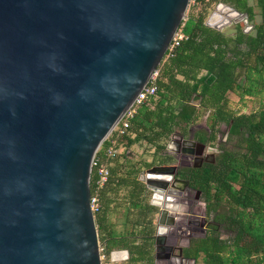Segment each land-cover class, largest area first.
Segmentation results:
<instances>
[{
	"label": "water",
	"instance_id": "95a60500",
	"mask_svg": "<svg viewBox=\"0 0 264 264\" xmlns=\"http://www.w3.org/2000/svg\"><path fill=\"white\" fill-rule=\"evenodd\" d=\"M189 1L0 0V264H102L92 159L162 62ZM238 21L248 23L218 2L205 24ZM175 219L160 206L159 227ZM117 252L112 261L127 257Z\"/></svg>",
	"mask_w": 264,
	"mask_h": 264
},
{
	"label": "trees",
	"instance_id": "16d2710c",
	"mask_svg": "<svg viewBox=\"0 0 264 264\" xmlns=\"http://www.w3.org/2000/svg\"><path fill=\"white\" fill-rule=\"evenodd\" d=\"M214 2L245 14L250 29H243V21L234 23L233 33L206 25L208 8ZM195 4L201 6L198 12H189L182 20L187 37L174 55L157 67L154 96L129 119L125 134L112 132L97 152L105 159L106 148L115 140L118 152L108 159L109 176L98 192L100 207L94 214L98 238L107 255L114 249H126L130 264L152 260L151 223L157 210L145 199V184L138 174L154 161L170 163L173 158L166 153L165 141L177 128L186 135L203 109L208 111L210 122L206 129L196 130L193 138L203 144L213 143L217 125L224 123L228 140H234L235 145H219L213 161L178 170L189 186L200 192L206 213H213L205 235L192 239L184 254L195 260L201 255V264H264V0H195ZM229 92L240 98H262L256 110L239 113L228 106ZM139 141L154 148L152 162L141 165L119 151ZM95 179L93 167L92 194ZM121 188L128 189L121 198L127 202L122 225L129 222L130 210L137 211L130 231L116 230L109 217L117 207L111 204ZM136 225L141 227L135 229ZM220 228L232 230L233 235L221 237Z\"/></svg>",
	"mask_w": 264,
	"mask_h": 264
},
{
	"label": "rangeland",
	"instance_id": "374dc122",
	"mask_svg": "<svg viewBox=\"0 0 264 264\" xmlns=\"http://www.w3.org/2000/svg\"><path fill=\"white\" fill-rule=\"evenodd\" d=\"M217 3L218 2H214V3L210 4V6L208 8V13L205 17V21H206L208 15L211 13V11L215 8ZM200 7H201L200 5H197V4H195V2L190 0L188 7L186 9L185 17L187 16V14L189 12H193L196 14L198 12V10L200 9ZM243 24H244V22H243ZM250 27L245 29V26L243 25V29H245V31L249 30ZM223 28L225 31L233 33L234 32V29H233L234 23L229 24L227 26H224ZM261 98H262V96H259V97L258 96L257 97L244 96V97L240 98V97H238V95L236 93L229 92V94H228V106L234 112H239V113L240 112H246L247 113L250 111H254L258 108L259 101ZM208 115H209L208 111L203 110V109L200 110L199 111V117H198L197 121L188 127L187 134L185 135L184 138L194 140L190 134H192L194 131L199 130V129H206L207 124L210 122ZM216 128H217L216 139L214 140L213 143L205 144L206 146H204L203 148L196 147V149L198 148V151L199 150L202 151L201 154H205V152H207V153L212 152L214 154H217V150L219 148V145H223L224 147H229V148H231L235 145L234 140H232V141L228 140V134H227L228 128L224 123L218 124ZM174 133H175L174 136H176V138H177L176 140H179V145H183L182 142L180 141V137H182V135L180 136V134H182L180 128H177V130ZM165 142H166V150L169 151L167 154L172 156V158H173V160L170 163L177 165L178 161L180 162V160L182 159V157L184 156L185 153L181 152L180 148H178L177 152L172 150L171 148H169L168 145L170 143V139H168ZM173 145H174V143H172V146ZM209 147H211V148H209ZM119 151L124 152L127 156V159L137 161L141 165H143L144 162H152L154 160V158L156 157L154 148L144 141L135 142V143L131 144V146L121 147ZM171 154H173L174 156ZM121 160H123V158H121ZM154 164L155 165L159 164V161H154L151 165H154ZM150 167H152V166H149V167L145 166L139 172L138 177L141 181H142V175L144 174V171H146L147 168H150ZM144 184H145V182H144ZM127 190H128L127 188L119 189V191L117 192V200L113 201L111 204V206H114L115 204L117 205V207L113 208V213H111L109 216L110 219L115 223L116 230L130 231L131 228H133L132 222L137 219V217H136L137 211L132 209V210H130V212L128 214L129 222L125 226L122 225L123 220L125 218L124 210H125V206L127 205V202L125 201V199H121V198H123V196H125V194L128 192ZM153 195H154V191L150 190L147 187V184H145V199L148 202H150L152 205H154L155 209L157 210V212L153 213V220H152L153 222L151 223V226L154 227V234H155V232L158 230V227H159L156 220H157L158 213L160 211V206L155 204V203H152ZM169 195L171 197H173L175 199V201L180 206L183 207L182 210H180L178 213H176L177 219H176L174 227L176 229H181V227H187L186 231L187 230L192 231V232L195 231V233L198 236L199 235L204 236L206 231L208 230L207 229L208 225H210L213 222L212 221L213 213H210V214L206 213L205 205H204L205 203L201 198L200 192L197 193L196 190H194L193 192L190 193L189 197L186 196L184 192H182L179 195L180 197H177V199L173 195H171V194H169ZM195 196H197L198 200L196 199V202H193V199L195 198ZM220 209H222V207ZM194 222H196V224H193ZM146 225H148V224H146ZM139 227H141V225H136L134 228L138 229ZM172 230H174V228H172ZM172 230H171L170 234H173ZM219 232H220V236L223 238H226L229 236L231 237L233 235L232 230H225V228H220ZM188 239L189 238L187 237L186 240H188ZM98 240H99V238H98ZM99 243L102 244L100 241H99ZM106 259L109 262L108 257ZM201 262H202V258L200 255L198 257V259L194 262V264H201ZM106 264H112V263H106Z\"/></svg>",
	"mask_w": 264,
	"mask_h": 264
},
{
	"label": "flooded vegetation",
	"instance_id": "af4514ba",
	"mask_svg": "<svg viewBox=\"0 0 264 264\" xmlns=\"http://www.w3.org/2000/svg\"><path fill=\"white\" fill-rule=\"evenodd\" d=\"M193 133L190 134L192 137H193ZM181 135L183 138L185 137V134H180V136ZM176 139L177 138L175 136L174 141H173L174 145L172 146L173 150L177 152L178 148H180V151L185 153L182 159L180 160V162L178 161L176 168L174 169V168L169 167V166L175 165L172 163H169V164L159 163L156 165L155 164L150 165L152 166L150 167L152 168V170L148 171L150 168H147V170L144 171V174L142 175V180L145 182V184H147V187L150 190H152L150 187L157 188V189L165 188L167 191L170 189L174 190L173 196L176 197L177 199V197H180L179 195L182 192H184L185 195L189 197L190 193L195 190L189 186L188 180L186 178H183L178 174V170L181 167H186V166L197 167V166L202 165L204 162L213 161L216 154L212 152H209V153L205 152V154H201L202 151L199 150L200 151L199 152L198 148L196 149V147H199V146L191 147V146H186V145L185 146L179 145V140H176ZM180 141H182L181 137H180ZM194 141L198 142L195 139ZM219 151L220 149L218 148L217 153ZM168 152L169 151H166V153ZM185 181H187V183ZM172 184L174 185V187H172ZM196 192L199 193L198 190H196ZM165 198L166 196L164 195V198H161V199L163 200ZM170 198L174 203L178 205V212L183 209V207L180 206L175 201V199L173 200L172 197ZM194 199H193V202H196L197 196H195ZM155 200L158 201L159 199L156 198ZM176 219H175V222H176ZM193 224H196V222H194ZM174 225L172 227L170 226L168 228H165L161 232L162 237L160 241L155 243V240H154L152 260L145 264H194L196 260L192 256L184 254V250L188 248V246H190L192 239H196L202 236L200 235L198 236L195 233V231L194 232L189 231V230L186 231L187 227H181V229H176ZM172 228H174V230H172ZM171 230L173 234H170ZM187 237L189 238L188 240H186ZM117 250H126V249H117ZM109 262L112 264H122V263L130 264L128 260V254H127V257L124 259H121V260L118 259L115 261H111L109 259Z\"/></svg>",
	"mask_w": 264,
	"mask_h": 264
},
{
	"label": "built area",
	"instance_id": "2783aa9c",
	"mask_svg": "<svg viewBox=\"0 0 264 264\" xmlns=\"http://www.w3.org/2000/svg\"><path fill=\"white\" fill-rule=\"evenodd\" d=\"M191 1L195 2V0H191ZM182 26H183V22L181 21L179 27L177 28V30L173 34L171 41L167 46L165 55H164L162 60L172 57L175 53L176 48L180 45V42L187 37L184 34V32L182 31ZM249 27L250 26L247 23L245 25V29H247ZM157 76H158V70L156 69L152 73V75L150 76L148 82L141 88V90L139 91V93L137 94V96L135 97V99L133 100L131 105L129 106V108L126 110L124 115L121 117L118 124L112 130V132H115L117 136L126 133V130L129 126V119L134 115L136 110L142 104L146 103L147 101H149V99L152 96H154V94L156 92V88H157V85H156ZM110 134L108 135V137L106 139L109 138ZM114 144H115V140L112 139L111 144L106 148V150L104 152L105 159H103L102 155L97 154L98 150L101 148V145L96 150L94 157L92 159L91 172H92V168L94 167L95 168V175H96L94 193L93 194L91 193V195H90V208L92 210L93 215L99 211V207H100V205H99V193L98 192L104 186V184L107 181L108 176H109L108 159L115 156V154L118 152L116 147H114ZM114 250L118 251L117 253H119V254L121 253V251H124V250H117V249H114ZM99 254H100V259H101L102 264L104 263V260L107 257H108V259H110V255L109 254L107 255L105 253L104 247L100 243H99Z\"/></svg>",
	"mask_w": 264,
	"mask_h": 264
},
{
	"label": "bare ground",
	"instance_id": "6f19581e",
	"mask_svg": "<svg viewBox=\"0 0 264 264\" xmlns=\"http://www.w3.org/2000/svg\"><path fill=\"white\" fill-rule=\"evenodd\" d=\"M163 193H155V196H153V201L155 204L159 205V206H167V208H169L172 212L178 213V205L176 203H174L170 197H167L165 199H161L164 198ZM160 197V198H159ZM158 198L159 200L156 201L155 199ZM165 228H167V226L165 225H160L159 227V232H162Z\"/></svg>",
	"mask_w": 264,
	"mask_h": 264
},
{
	"label": "crops",
	"instance_id": "0c3cea01",
	"mask_svg": "<svg viewBox=\"0 0 264 264\" xmlns=\"http://www.w3.org/2000/svg\"><path fill=\"white\" fill-rule=\"evenodd\" d=\"M221 30L225 31V30H224V28H223V29H221Z\"/></svg>",
	"mask_w": 264,
	"mask_h": 264
}]
</instances>
